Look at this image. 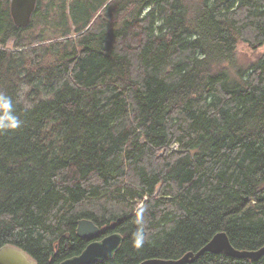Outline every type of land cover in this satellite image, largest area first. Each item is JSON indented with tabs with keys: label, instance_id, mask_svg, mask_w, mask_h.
<instances>
[{
	"label": "trees",
	"instance_id": "16d2710c",
	"mask_svg": "<svg viewBox=\"0 0 264 264\" xmlns=\"http://www.w3.org/2000/svg\"><path fill=\"white\" fill-rule=\"evenodd\" d=\"M84 2L51 13L38 0L19 28L0 0V94L22 121L0 130V247L59 264L89 242L83 218L123 237L90 264L179 258L218 231L264 245V0ZM42 18L62 30L47 36ZM240 43L263 50L241 66Z\"/></svg>",
	"mask_w": 264,
	"mask_h": 264
},
{
	"label": "water",
	"instance_id": "95a60500",
	"mask_svg": "<svg viewBox=\"0 0 264 264\" xmlns=\"http://www.w3.org/2000/svg\"><path fill=\"white\" fill-rule=\"evenodd\" d=\"M37 1L9 0V12L15 26L25 28L29 25ZM262 50L259 49L256 52L260 53ZM102 231V228L90 219L78 220L76 235L89 242L79 254L66 258L59 264H90L99 260L112 259L123 237L119 232L102 236ZM204 252L223 253L234 258L257 261L264 255V245L256 249H238L231 244L225 231H218L197 251H187L174 259L149 258L138 264H186L195 261ZM0 264H36V262L19 247L5 244L0 247Z\"/></svg>",
	"mask_w": 264,
	"mask_h": 264
},
{
	"label": "rangeland",
	"instance_id": "374dc122",
	"mask_svg": "<svg viewBox=\"0 0 264 264\" xmlns=\"http://www.w3.org/2000/svg\"><path fill=\"white\" fill-rule=\"evenodd\" d=\"M66 3H68L67 6V10L70 7V3L72 2L73 4H75V1H79L80 3H85V0H65ZM61 0H42V4H41V9H47L49 8V12L51 13H56V8L59 4H60ZM8 4H9V0H8ZM99 14L98 10L95 12L94 17ZM76 15H78V13H76ZM48 20H50L52 17H54L53 15H49L47 16ZM45 18H42L38 23L37 26H41L40 30H43L47 36H54L55 34L59 33L62 30V27L60 25H57L55 27H51L48 26L45 23V21L47 20ZM34 32H37V30L35 28H33ZM39 30V29H38ZM14 44L15 41L12 39L9 43H8V47L10 48H14ZM258 53L256 51H253V49L249 48L248 46H246L244 43H240L238 44V46L236 47V51H235V56H236V60H237V64L241 65V66H247L249 63H251V61H253V59L256 58V55ZM25 91L26 88L24 90H22V92H20V96L25 99ZM103 228V227H102Z\"/></svg>",
	"mask_w": 264,
	"mask_h": 264
},
{
	"label": "clouds",
	"instance_id": "9594fccd",
	"mask_svg": "<svg viewBox=\"0 0 264 264\" xmlns=\"http://www.w3.org/2000/svg\"><path fill=\"white\" fill-rule=\"evenodd\" d=\"M0 109H3V119H0V130L14 131L20 127L22 121L15 115L12 101L9 97L0 94ZM143 209L136 220V230L133 233V242L136 247H142L148 239L144 221Z\"/></svg>",
	"mask_w": 264,
	"mask_h": 264
},
{
	"label": "bare ground",
	"instance_id": "6f19581e",
	"mask_svg": "<svg viewBox=\"0 0 264 264\" xmlns=\"http://www.w3.org/2000/svg\"><path fill=\"white\" fill-rule=\"evenodd\" d=\"M75 232H76V229H75Z\"/></svg>",
	"mask_w": 264,
	"mask_h": 264
},
{
	"label": "flooded vegetation",
	"instance_id": "af4514ba",
	"mask_svg": "<svg viewBox=\"0 0 264 264\" xmlns=\"http://www.w3.org/2000/svg\"><path fill=\"white\" fill-rule=\"evenodd\" d=\"M77 226V225H76Z\"/></svg>",
	"mask_w": 264,
	"mask_h": 264
}]
</instances>
